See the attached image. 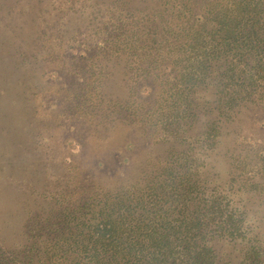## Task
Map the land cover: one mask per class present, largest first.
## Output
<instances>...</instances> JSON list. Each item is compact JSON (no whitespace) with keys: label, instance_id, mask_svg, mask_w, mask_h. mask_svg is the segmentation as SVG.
I'll list each match as a JSON object with an SVG mask.
<instances>
[{"label":"rangeland","instance_id":"1","mask_svg":"<svg viewBox=\"0 0 264 264\" xmlns=\"http://www.w3.org/2000/svg\"><path fill=\"white\" fill-rule=\"evenodd\" d=\"M0 83V264L118 262L85 238L117 199L151 261H264V0H0Z\"/></svg>","mask_w":264,"mask_h":264},{"label":"trees","instance_id":"2","mask_svg":"<svg viewBox=\"0 0 264 264\" xmlns=\"http://www.w3.org/2000/svg\"><path fill=\"white\" fill-rule=\"evenodd\" d=\"M226 25V38L229 39V32L235 30V28L239 26V22H237V20L232 23L226 22ZM258 37L259 34L254 31L252 41L254 42V38L258 39ZM117 205H120L130 211L126 213V217H122L123 211L120 212L119 210L117 211L115 209ZM90 208L95 209L96 207H85V209ZM133 208V205L128 203L127 199H117L114 205L113 203H111L110 206L105 204L99 208L98 215L100 217V221L98 224H95V227L90 232V234H87L85 237L88 238V241L93 244L88 247L89 250L91 249L90 254L93 257L97 256L100 253V248L102 257H105L108 253H110L116 258L119 257L121 259L116 263L105 262L103 264H126L127 262H129V264H159L157 258L159 257L160 252L158 251L162 252L164 249L166 250V248L170 251V254L175 257L173 258L174 261L171 260L172 262H167V259L171 258V255H167L164 264H219L216 258H214L215 256L212 253V250L206 244L201 243L195 236L187 239L179 237L177 238L178 243L175 245H170V236L174 233L169 229L166 230L168 231L166 233L168 237L163 241V237H160L159 239L155 238L156 242H163L161 246L153 244V246L149 248L154 249L156 252V260L154 259L155 261H151L150 253L147 255L145 249L139 251L129 237L128 231L126 229L128 225L135 224L133 218L138 214V211H131ZM229 219H231L229 224L233 225V219L231 217H229ZM83 232L84 230H82V235ZM155 233L157 236L161 232ZM136 240L143 239L140 237ZM95 241L98 242L100 246L95 244ZM118 244H120V246L118 249H115ZM164 244L169 246H165ZM262 251V248H259L258 246L251 248L249 252V254L252 256V260H250L251 264H256L255 261L259 259H261L260 264H264L261 256ZM180 257H182V261H180Z\"/></svg>","mask_w":264,"mask_h":264},{"label":"clouds","instance_id":"3","mask_svg":"<svg viewBox=\"0 0 264 264\" xmlns=\"http://www.w3.org/2000/svg\"><path fill=\"white\" fill-rule=\"evenodd\" d=\"M258 226V221L256 220L255 217H249L246 221H245V227H257Z\"/></svg>","mask_w":264,"mask_h":264},{"label":"bare ground","instance_id":"4","mask_svg":"<svg viewBox=\"0 0 264 264\" xmlns=\"http://www.w3.org/2000/svg\"><path fill=\"white\" fill-rule=\"evenodd\" d=\"M1 84V83H0ZM1 85H3V84H1ZM1 87V86H0ZM5 88V87H4ZM3 89V88H2ZM4 96V95H3ZM5 98V97H4ZM3 101V100H2ZM0 102H1V100H0ZM3 103V102H2ZM7 103V102H6Z\"/></svg>","mask_w":264,"mask_h":264}]
</instances>
